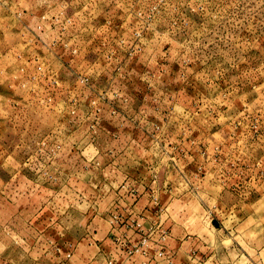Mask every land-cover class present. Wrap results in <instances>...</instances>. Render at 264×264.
Instances as JSON below:
<instances>
[{"label": "rangeland", "instance_id": "obj_1", "mask_svg": "<svg viewBox=\"0 0 264 264\" xmlns=\"http://www.w3.org/2000/svg\"><path fill=\"white\" fill-rule=\"evenodd\" d=\"M189 178L203 250L264 264V0H0V264L68 261L89 217Z\"/></svg>", "mask_w": 264, "mask_h": 264}, {"label": "crops", "instance_id": "obj_2", "mask_svg": "<svg viewBox=\"0 0 264 264\" xmlns=\"http://www.w3.org/2000/svg\"><path fill=\"white\" fill-rule=\"evenodd\" d=\"M206 178L207 174L200 179L201 187L206 184V181H204ZM160 183L157 181L151 184L150 188L152 190L141 187L142 189H139L135 201H131L128 196L120 198V205L122 207H126L129 204L131 208H125L126 210L120 208L119 213L123 218L115 222L113 218L118 217L119 213L111 211L109 214H105V218H103L105 232L104 234L102 233V237H98L101 234L98 229L93 230L91 233L89 232L98 216L94 219L92 217L87 219L89 224L88 231H86L87 234L82 238L79 235L75 242L70 243L72 244L70 248L74 257L78 246L83 242L87 243L89 247L97 249L94 257L78 258L72 263L73 257L67 261L55 257L57 255L50 256L47 254L43 260H38V262L41 261L42 263L43 261V264H166L161 262L160 259H169L170 252H173L178 264H188V262L185 263L184 261L181 263L182 257L187 256H189V259L191 258L189 260L191 264H240L241 256L239 254L236 255L237 259L235 260L230 255V251H223L220 256L218 253L213 254L204 251L203 248H207L205 246L206 241L203 238L199 239L197 236H192L190 232L191 227L187 225L189 212L185 204L188 199H191L192 191H196L191 184V178L187 179L186 186L188 191H185L183 194H175L174 191H168L166 188L167 183L163 184V186ZM154 184L157 185L155 186L156 190L153 188ZM121 194L124 195L125 193ZM11 198L15 199L12 205L16 206L27 205L29 202V195L27 194H13ZM25 199L28 201H25ZM177 202L182 204L180 206H183V210L177 211L175 209ZM128 210H130L129 213ZM208 211L211 212L206 207L203 212L206 213ZM67 214L70 213L67 212ZM91 214L92 212H88V215ZM207 221V218L204 217L202 225L211 233L217 232L216 229H213V226H210L212 224L210 223L209 225ZM228 230L225 228L218 230L217 242L222 243L230 235ZM238 230V226L236 225L231 229L235 234H237ZM162 231H168L166 237L168 238L170 234L168 240L166 238L162 239ZM220 231L223 232V235L220 234ZM166 240V249L163 250L161 245ZM233 245L236 244L233 242ZM237 249L240 250L239 248ZM193 257L199 258L198 261H193Z\"/></svg>", "mask_w": 264, "mask_h": 264}, {"label": "built area", "instance_id": "obj_3", "mask_svg": "<svg viewBox=\"0 0 264 264\" xmlns=\"http://www.w3.org/2000/svg\"><path fill=\"white\" fill-rule=\"evenodd\" d=\"M120 218H123L122 215H120L119 217H114L113 219L115 220H119ZM168 231H162L161 235H162V239H165L167 237Z\"/></svg>", "mask_w": 264, "mask_h": 264}]
</instances>
